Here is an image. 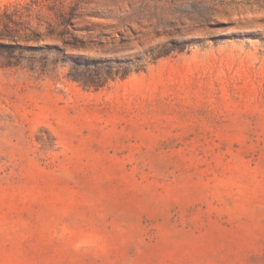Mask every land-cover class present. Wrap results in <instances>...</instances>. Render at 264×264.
Returning <instances> with one entry per match:
<instances>
[{
    "label": "rangeland",
    "instance_id": "374dc122",
    "mask_svg": "<svg viewBox=\"0 0 264 264\" xmlns=\"http://www.w3.org/2000/svg\"><path fill=\"white\" fill-rule=\"evenodd\" d=\"M0 37V264H264V0H0Z\"/></svg>",
    "mask_w": 264,
    "mask_h": 264
},
{
    "label": "trees",
    "instance_id": "16d2710c",
    "mask_svg": "<svg viewBox=\"0 0 264 264\" xmlns=\"http://www.w3.org/2000/svg\"><path fill=\"white\" fill-rule=\"evenodd\" d=\"M0 39H2V37H0ZM14 50H15L14 46L7 45L4 43H0V65L1 66H10L12 64L14 65V63H10V61H8V60H10V56ZM163 54H167V53L165 52ZM1 61H4V62H1ZM105 74H106V76H109L111 74V71L109 69H107V70H105ZM125 75H126V72H123L122 76H125ZM74 79L76 81L80 82L86 88H89V87L98 88V87H101L103 84L102 82H100L98 80L93 81L92 79H90V77L89 78L88 77H86V78L85 77H82V78L81 77H74Z\"/></svg>",
    "mask_w": 264,
    "mask_h": 264
}]
</instances>
